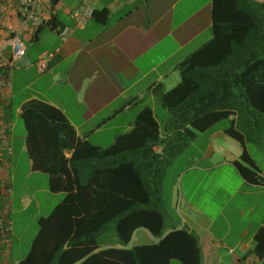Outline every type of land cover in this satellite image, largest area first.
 <instances>
[{"label": "crops", "instance_id": "obj_1", "mask_svg": "<svg viewBox=\"0 0 264 264\" xmlns=\"http://www.w3.org/2000/svg\"><path fill=\"white\" fill-rule=\"evenodd\" d=\"M5 5L6 22L21 31L26 46L21 63L8 67L13 86L0 99V115L11 126L13 149L14 120L21 117L23 105L34 99L58 108L79 139L110 146L133 128L146 106L157 115L154 89L173 88L180 81L178 64L212 37V0L210 36H204L203 0H38L42 24L50 23L38 34L40 25L24 23L15 0H5ZM88 11L101 13L86 18ZM105 11L107 21L102 23ZM64 28L70 30L65 41L60 36ZM49 53L53 57L48 67L40 71L38 62ZM223 122L225 126L216 127ZM207 133L206 147L197 149L183 170V218L171 217L165 236L174 228L193 234L202 264H260L252 250L255 233L264 228V116L255 141H249L238 127L236 112L223 110L188 126L178 144L182 150L189 148ZM14 152L4 167L6 176L14 166ZM125 168L124 179L129 176ZM154 172V167L148 171L150 181L157 180ZM132 175L138 177L136 171ZM55 194L60 202L66 196ZM145 198L150 202L156 196L148 190ZM113 230L112 239L109 229L100 236L103 248L121 247ZM161 243L140 227L130 245L149 247V264H156L169 258Z\"/></svg>", "mask_w": 264, "mask_h": 264}, {"label": "trees", "instance_id": "obj_2", "mask_svg": "<svg viewBox=\"0 0 264 264\" xmlns=\"http://www.w3.org/2000/svg\"><path fill=\"white\" fill-rule=\"evenodd\" d=\"M104 13L102 23L107 21ZM48 26L41 24L37 34ZM2 62L0 72H7ZM177 71L180 81L173 88L154 89L172 118L163 124L146 106L133 128L107 147L79 139L55 106L35 99L23 105L31 167L49 176L51 192L66 196L39 219L31 248L17 264H149V247L130 245L140 227L166 245L169 258L156 264H202L193 234L174 228L165 236L163 181L182 151L178 143L183 130L210 113L236 112L247 139L257 140L264 116V3L212 0V37L179 63ZM123 167L129 174L125 179ZM153 167L156 181L148 178ZM148 190L156 196L150 202L145 198ZM112 224L121 247L103 248L99 238ZM252 253L264 264L263 227L254 235Z\"/></svg>", "mask_w": 264, "mask_h": 264}, {"label": "rangeland", "instance_id": "obj_3", "mask_svg": "<svg viewBox=\"0 0 264 264\" xmlns=\"http://www.w3.org/2000/svg\"><path fill=\"white\" fill-rule=\"evenodd\" d=\"M203 5L206 17L204 36H210L211 30L208 29L210 0H203ZM157 106L156 114L159 120L163 124L167 123L169 120L165 113L171 116L170 112L163 108L159 102H157ZM225 125L226 122H223L216 127ZM25 134L23 121L18 116L14 120L13 132L15 138L14 166L8 170L7 174L13 189V242L9 251V260L12 264H17L26 257L39 231V219L48 216L61 200L49 190V176L46 173L31 169V161L25 149ZM207 140L208 133L195 145L189 148L184 147L167 168L163 183L162 210L168 223L171 217L174 219L183 218L184 200L181 198V192L184 191L186 181L183 170L191 164V158L197 153L196 150L201 151V148L206 147ZM113 229L112 224L108 232L111 239L114 237ZM99 241L101 242L102 238H99ZM176 264L181 263L177 262Z\"/></svg>", "mask_w": 264, "mask_h": 264}, {"label": "built area", "instance_id": "obj_4", "mask_svg": "<svg viewBox=\"0 0 264 264\" xmlns=\"http://www.w3.org/2000/svg\"><path fill=\"white\" fill-rule=\"evenodd\" d=\"M15 3L17 12L24 23L31 21L35 27L42 24V19L37 14L38 0H15ZM5 15V0H0V62L5 60L10 67L21 63L26 55V46L21 38V31L13 24L7 23ZM92 15L93 11H88L86 18ZM69 32L68 28L60 31L63 41L67 39ZM52 57L53 53H49L41 59L38 62V69L46 70ZM12 86L8 71L0 72V99L7 95ZM10 132V124L4 121L0 115V264H12L9 260V251L13 241V189L4 173V167L14 152L10 143Z\"/></svg>", "mask_w": 264, "mask_h": 264}, {"label": "water", "instance_id": "obj_5", "mask_svg": "<svg viewBox=\"0 0 264 264\" xmlns=\"http://www.w3.org/2000/svg\"><path fill=\"white\" fill-rule=\"evenodd\" d=\"M255 1L264 3V0H255Z\"/></svg>", "mask_w": 264, "mask_h": 264}]
</instances>
